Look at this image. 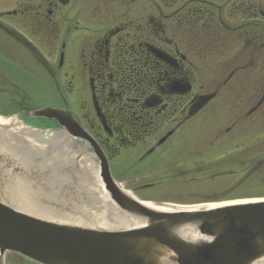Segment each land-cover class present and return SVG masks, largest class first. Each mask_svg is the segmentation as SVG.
<instances>
[{
  "label": "flooded vegetation",
  "instance_id": "af4514ba",
  "mask_svg": "<svg viewBox=\"0 0 264 264\" xmlns=\"http://www.w3.org/2000/svg\"><path fill=\"white\" fill-rule=\"evenodd\" d=\"M15 1L3 15L17 27L9 33L20 43L18 50L52 51L60 38L56 72L70 77L75 99L81 96V86L87 97L90 93L92 112L82 106L78 117L59 87L55 106L73 112L109 163L116 159L115 165L127 171H147L197 119L219 123L222 111L221 116L208 112L215 101L226 102L224 106L247 102L248 107L256 102L247 118L264 105L258 106L264 97V0ZM25 32L46 44L55 42L35 47ZM211 95L190 116L196 102ZM207 112L208 118L203 116ZM38 124L48 130L56 127L53 121ZM250 128L236 120L212 144L228 140L230 132V140L239 138ZM241 142H235L238 148Z\"/></svg>",
  "mask_w": 264,
  "mask_h": 264
},
{
  "label": "water",
  "instance_id": "95a60500",
  "mask_svg": "<svg viewBox=\"0 0 264 264\" xmlns=\"http://www.w3.org/2000/svg\"><path fill=\"white\" fill-rule=\"evenodd\" d=\"M213 96L201 97L190 116ZM263 102L264 97L258 106ZM27 115L55 121L67 136L48 144L50 169L58 166L57 159L70 158V162H65L59 193L53 191L52 199L42 206H18L3 181L15 183L12 175L19 170L14 159L0 152V264L8 254L33 264H264V199L171 212L150 209L118 184L105 153L72 112L46 106L29 110ZM85 148L98 161L96 183H102L108 203L122 212L125 224L136 229L95 230L60 222L69 172L81 163Z\"/></svg>",
  "mask_w": 264,
  "mask_h": 264
},
{
  "label": "rangeland",
  "instance_id": "374dc122",
  "mask_svg": "<svg viewBox=\"0 0 264 264\" xmlns=\"http://www.w3.org/2000/svg\"><path fill=\"white\" fill-rule=\"evenodd\" d=\"M15 2V0H0V111L6 112L4 115L0 113V117L16 118L28 128L47 129L45 125L43 128V125L27 118V112L33 107L59 103L54 92L58 89L57 87L66 97L68 106L76 112L78 117L82 115V106L91 113L90 93L88 92L87 97L85 89L81 86L78 91L81 96L75 99L69 91L71 89L70 77L56 72L59 61L57 48L60 45V38L51 51L44 46L49 43L52 45L51 42L54 43V39H51L49 43L46 41V44L42 39L34 37L32 33L29 36L25 32L26 38L32 45L44 49L39 50V54L18 50L20 43H16V39L9 33L17 27L11 18L3 15L4 12L14 8ZM68 55L71 59L76 57L74 52ZM73 88L75 89L74 86ZM225 103L215 101L208 111H216L217 116H221L218 110L222 111L219 123L215 124L213 119L207 121L197 119L192 127L187 129L191 130L184 134L183 139H179L182 137L179 136L178 141L154 159L147 171L143 170L145 172H138L134 168L132 171H127L121 164L115 165L117 160L112 159L110 168L113 177L125 191L138 200L172 211L203 209L229 202L263 200L264 105L258 112L247 118L249 107L255 105L256 102L251 103L249 107L246 105L247 102L231 101L224 106ZM208 112L203 116L208 118L210 115ZM237 114L242 116L236 118ZM236 120H241L243 125H250L252 128L243 130L239 138L230 140V135L234 134L230 132L228 140L212 144L214 138L216 139L221 131L224 132ZM239 139L244 142H241L238 148L235 142ZM143 153L144 151L142 155ZM85 156L98 164L90 149L85 148L83 157ZM121 157L123 156L119 158ZM130 165L132 166V161H129L128 166L131 169ZM77 175L76 172L72 174L75 178L78 177ZM3 182L11 189L8 195L12 192V197H9L12 202L16 205L21 204L24 200L22 201L20 195L16 193V186L12 179ZM46 194V192L38 193L48 202L52 199V194ZM4 264L33 263L17 255L8 254L4 259Z\"/></svg>",
  "mask_w": 264,
  "mask_h": 264
},
{
  "label": "bare ground",
  "instance_id": "6f19581e",
  "mask_svg": "<svg viewBox=\"0 0 264 264\" xmlns=\"http://www.w3.org/2000/svg\"><path fill=\"white\" fill-rule=\"evenodd\" d=\"M59 138L67 139V136L61 131L44 134L24 126L16 118L0 117V152L14 159L19 170V173L12 175L15 179L16 193L20 195L22 201L24 200L18 206H42L46 201L38 193L52 194L53 191L59 193L61 171L67 170L65 162H70V158H60L58 171L55 167L50 169L52 149L48 144ZM38 157L41 159H35ZM72 168L78 177L75 178L72 176L73 172H69L70 182L60 218L61 223L106 231L136 229V226L124 223L122 212L114 210L113 203H108L109 197L102 183H96L100 176L97 163L85 156L82 157L80 164ZM32 170L35 175L30 174ZM25 199H33L35 202L38 200L40 204ZM142 204L157 211H172L144 201Z\"/></svg>",
  "mask_w": 264,
  "mask_h": 264
}]
</instances>
